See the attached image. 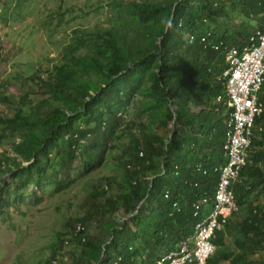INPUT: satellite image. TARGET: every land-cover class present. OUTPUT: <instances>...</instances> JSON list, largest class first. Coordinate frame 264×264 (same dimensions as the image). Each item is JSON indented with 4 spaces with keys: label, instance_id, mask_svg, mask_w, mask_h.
<instances>
[{
    "label": "trees",
    "instance_id": "trees-1",
    "mask_svg": "<svg viewBox=\"0 0 264 264\" xmlns=\"http://www.w3.org/2000/svg\"><path fill=\"white\" fill-rule=\"evenodd\" d=\"M127 9L136 25L133 32L106 29L90 43L76 38L70 49L87 44L91 54L70 55L72 64L54 66L52 77L41 83L44 96L34 113L24 114L17 107L12 116H0V138L17 134L14 151L27 162L14 157L13 166H9L10 157L3 155L0 166L4 161L7 167H0V172L18 178L16 188L21 193L29 183L43 190L50 186L54 192L65 189L69 182L62 176L71 163L83 159L88 170L96 157L98 160L107 151L108 137L123 122L130 136L126 158L121 161L127 176L118 194L104 198L106 209L114 212L99 223L105 238L86 235L84 242L72 240L81 245L77 259L81 264H153L191 233L195 221L191 206L213 195L218 179L215 168L226 159L223 143L228 111L223 102L216 101L224 87L219 79L224 51L210 44L223 41L230 45L228 28L220 27L226 24L222 20L230 9L244 17L260 13L264 20V0L131 1ZM204 36L206 40L201 41ZM79 71L82 75L94 72L98 81L83 79ZM137 95L142 96L137 119L124 120L118 113L129 111ZM47 98L60 106L49 108L42 103ZM145 118L149 120L145 122ZM257 122L263 129L252 139L249 162L241 170L243 179L231 186L239 212L243 203H251V192L264 193V110ZM54 149L61 154L56 169L51 162ZM139 150L142 156H138ZM86 151L89 157L84 156ZM131 162L139 169L129 170L126 164ZM198 164L202 166L199 171ZM4 184L0 178V191ZM166 190L168 197L164 198ZM34 197L40 199L38 194ZM0 201L1 213L10 204L3 196ZM173 202L178 203L177 210ZM117 204L120 221L116 220L119 215L114 216ZM229 218L214 242L223 246L225 226L234 224L242 235L239 255L215 252L206 264L221 259L243 264L246 252L264 247V208L249 207L238 221ZM77 222L87 221L79 219L70 229ZM62 245L60 239L58 250Z\"/></svg>",
    "mask_w": 264,
    "mask_h": 264
},
{
    "label": "rangeland",
    "instance_id": "rangeland-1",
    "mask_svg": "<svg viewBox=\"0 0 264 264\" xmlns=\"http://www.w3.org/2000/svg\"><path fill=\"white\" fill-rule=\"evenodd\" d=\"M131 1L161 0H2L0 116H12L17 107H21L24 114L34 113L44 96L40 91L41 87L43 88L41 83L48 80L49 76L52 77L55 73L54 66L72 64L70 55L78 56L87 52L91 54L87 44L70 49L72 44L76 43V38L90 43L97 38L98 33L106 29L114 31L127 28L133 32L132 28L136 29V25L131 23L132 18L127 9V3ZM252 17L256 19L255 15ZM245 18L230 9L227 17L222 20L226 24L220 27L228 28V36L240 37L238 26L246 21ZM253 19L249 18L247 25L252 26ZM245 25L244 23L243 31H249V27ZM81 73L79 71L83 79L98 81L94 72L86 75ZM140 98L142 96L139 95L134 98L127 112L131 121L137 119L136 108ZM42 103L50 108L58 106L60 102L47 98ZM46 108L48 107H43L42 111ZM144 120L147 122L149 119ZM123 127V122L116 125L114 133L108 137L107 151L98 160L96 157L88 170L83 167V159L71 163L67 173L62 176L69 185L61 191L54 192L50 186L43 190L38 185L29 183L21 193V190L16 188L18 178L12 177L9 172H0V178L5 181L0 196L5 197L10 204L0 213V264H49V258L60 248V239L67 235L71 225L79 219L87 221L84 223L87 226L86 235H104L99 223L103 221V217L108 219L114 213L110 208L106 209L107 202H104V198L118 194L127 176L121 161L130 143V136ZM18 140L17 134L0 138V158H3V155L10 157L9 166H13L14 157L22 162L13 148L14 142ZM60 145H63L62 142ZM56 151L54 149L51 155L54 169L58 167L56 164L61 158V154ZM86 152L84 156L89 157L88 151ZM0 167L4 170L7 163L3 161ZM35 194L40 196L38 201H35ZM19 195L25 199L14 200ZM249 199L251 203H243L241 211L229 221H238L246 216L249 207L260 205L264 208V193L253 191ZM119 212L117 204L114 216ZM87 216L90 218L84 219ZM122 219V214L116 218L117 221ZM241 238L237 226L226 225L224 245L217 248L216 254L229 251L234 256L239 255L238 242ZM80 249L81 245L74 242L69 247H64L66 264H81L77 260ZM245 254L246 261L243 264H264L263 246L256 247L253 253ZM217 264H228V260L221 259Z\"/></svg>",
    "mask_w": 264,
    "mask_h": 264
},
{
    "label": "built area",
    "instance_id": "built-area-1",
    "mask_svg": "<svg viewBox=\"0 0 264 264\" xmlns=\"http://www.w3.org/2000/svg\"><path fill=\"white\" fill-rule=\"evenodd\" d=\"M189 38L193 39V36ZM205 40V36L201 37V41ZM210 46L224 51V66L219 74L224 87L216 101L223 102L228 111L223 143L226 159L215 168L218 179L213 195L202 197L191 206L195 217L191 233L182 237L175 248L159 255L153 264H206L215 253L218 248L214 242L217 231L223 229L227 219L240 210L231 186L242 181L241 170L249 162L252 139L263 129L257 121L264 110L258 96L264 81V20L242 46L228 45L223 41L211 42ZM127 112L123 110L118 114L131 121ZM142 155V150H139L138 156ZM126 167L131 171L139 169L135 162L127 163ZM201 167L198 164L197 170ZM167 197L166 190L164 198ZM173 207L177 210L178 203L173 202ZM86 232L87 226L77 222L63 238V249L57 250L50 264H66L64 247H69L73 239L84 242Z\"/></svg>",
    "mask_w": 264,
    "mask_h": 264
},
{
    "label": "crops",
    "instance_id": "crops-1",
    "mask_svg": "<svg viewBox=\"0 0 264 264\" xmlns=\"http://www.w3.org/2000/svg\"><path fill=\"white\" fill-rule=\"evenodd\" d=\"M252 16H254V15H250V16H248V17H246L245 19H246V21H244V20H242V21H244V22H242L241 24H239V30H238V32L240 33V37H234V36H228L229 37V41H230V44L231 45H237V46H242V45H244L246 42H247V40H248V38H249V36L252 34V32H253V30H254V28L257 26V25H259L261 22H263V20H262V17H261V15H260V13L257 15V16H255L256 17V19H253V17ZM249 18H251V19H253L254 21H253V24H252V26H250V25H247L248 23V19ZM244 23L246 24L245 26L246 27H249V31H248V29H246L245 31H243V27H244ZM256 25V26H255ZM229 32V31H228ZM228 32H227V34H228ZM263 84H264V81H263ZM262 84V86H261V89H260V91H259V93H258V96H259V100L262 102V103H264V101H262V99H264V85ZM264 105V104H263ZM260 123V122H259ZM262 124V123H261ZM262 126H263V124H262ZM243 205V204H242ZM242 205H241V208H242ZM232 217V216H231ZM230 217V218H231ZM229 218V219H230Z\"/></svg>",
    "mask_w": 264,
    "mask_h": 264
},
{
    "label": "water",
    "instance_id": "water-1",
    "mask_svg": "<svg viewBox=\"0 0 264 264\" xmlns=\"http://www.w3.org/2000/svg\"><path fill=\"white\" fill-rule=\"evenodd\" d=\"M171 18H172V15L170 16V19L168 20V22H167V24H166V27L168 26V24H169ZM171 126L173 127V122L171 123Z\"/></svg>",
    "mask_w": 264,
    "mask_h": 264
}]
</instances>
